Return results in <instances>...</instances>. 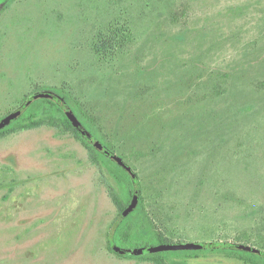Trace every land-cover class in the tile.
Segmentation results:
<instances>
[{"label":"rangeland","instance_id":"rangeland-1","mask_svg":"<svg viewBox=\"0 0 264 264\" xmlns=\"http://www.w3.org/2000/svg\"><path fill=\"white\" fill-rule=\"evenodd\" d=\"M39 92L130 167L138 200L120 219L134 183L61 125L9 130L0 264H255L147 247L264 251V0H0V119Z\"/></svg>","mask_w":264,"mask_h":264},{"label":"trees","instance_id":"trees-1","mask_svg":"<svg viewBox=\"0 0 264 264\" xmlns=\"http://www.w3.org/2000/svg\"><path fill=\"white\" fill-rule=\"evenodd\" d=\"M29 98H33L31 103L26 107V109H24V111L20 114V116L18 118H16L9 125H7L5 128L0 130V135L6 133L9 130H15L17 128L18 129H30V128H34V127H39L43 124H49L51 126L61 125L66 130L72 131L78 138L83 140V142L87 146H90L92 149L95 150V152L97 153V155L95 156L96 158H94L95 161H96V159L97 160L102 159L104 161H109V162L114 163L116 168L119 169L123 175L127 176L128 179L134 183V187L137 186V181H136L135 177H133L130 173H128L123 167L118 165V163L114 159L109 158L102 150L96 149L91 144V142L89 140V136L83 130V128L81 127V125L79 124V122L75 118V116H74V118H69L65 114H63L61 117H58V118L53 117V115L39 116L37 110L32 111V108H31V106L36 102H46L47 104L51 105V107H53L55 110H59V111H62V110L51 99L45 98L43 96V92H39V93H36V94H33V95L27 97L21 103V105H23L25 103V101L28 100ZM120 215H119V218L121 219ZM115 233H116V227H114L109 233V235H110V237H109V245H110L109 249L112 251L114 250L113 247L115 246V244L113 242ZM156 238H157L158 244L170 243L169 240L167 239V237H165L161 232L157 233ZM214 248H220V249L229 251V253H228L229 255L236 256L237 258H240V259L244 260L245 262L253 261L252 263H255V264H264V251H261V250L253 251L254 253H252V252H249L251 250L248 249V247L245 250L232 249V248L225 247L224 243H220L218 241L208 243V247L205 249L211 250ZM151 258L157 264H164V262H165V259L163 257H161L160 255H154L153 254L151 256ZM253 258L257 259V260L255 261Z\"/></svg>","mask_w":264,"mask_h":264},{"label":"water","instance_id":"water-1","mask_svg":"<svg viewBox=\"0 0 264 264\" xmlns=\"http://www.w3.org/2000/svg\"><path fill=\"white\" fill-rule=\"evenodd\" d=\"M43 96L55 102L61 108V110L64 112V114L67 117L74 118L69 106L64 102V100L60 96L52 92H43ZM32 99L33 98H29L28 100L25 101L23 105L14 109L13 111L5 115L4 117H2L0 119V129L4 128L8 124H10L12 121H14L16 118H18L20 114L24 111V109H26V107L31 103ZM89 140L96 149H102V145L99 141H97L96 139L90 136H89ZM102 151L108 157L114 159L118 163V165L123 167L128 173L132 175V171L130 167L124 164V162L120 158L116 157L111 151H109L106 148L102 149ZM138 195H139L138 186H135L133 190L132 200L121 213L120 215L121 218H123L126 214H128L134 208L138 200ZM224 246L228 248H232V249H238V250L247 249L245 245L238 244V243H224ZM207 247H208V243H204V242H177V243H165V244H160L156 246H150V247H147V251L148 252H158V251H167V250L168 251L169 250H194V249H205ZM113 249L116 253H119V254L124 253V249L120 247L114 246Z\"/></svg>","mask_w":264,"mask_h":264},{"label":"flooded vegetation","instance_id":"flooded-vegetation-1","mask_svg":"<svg viewBox=\"0 0 264 264\" xmlns=\"http://www.w3.org/2000/svg\"><path fill=\"white\" fill-rule=\"evenodd\" d=\"M102 149H104V148L102 147ZM102 149H101V150H102ZM109 158H110V157H109Z\"/></svg>","mask_w":264,"mask_h":264}]
</instances>
